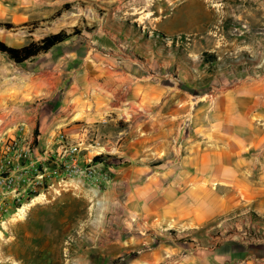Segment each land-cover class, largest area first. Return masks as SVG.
Returning a JSON list of instances; mask_svg holds the SVG:
<instances>
[{"label": "rangeland", "instance_id": "1", "mask_svg": "<svg viewBox=\"0 0 264 264\" xmlns=\"http://www.w3.org/2000/svg\"><path fill=\"white\" fill-rule=\"evenodd\" d=\"M62 31L68 40L22 64L0 51L40 83L37 133L45 113L64 110L63 99L73 106L99 94L107 113L83 129L94 151L102 144L92 136L97 127L118 145L125 137L167 145L161 156L177 167L210 149L213 158L243 162L245 176L214 188H264V0H0V42L20 48ZM56 137L69 159L66 150L82 143L64 130ZM54 168L57 179L66 169ZM56 195L49 204L32 197L24 215L30 199L0 213V264H79L88 201ZM254 217L256 227L236 216L213 229L212 245L264 243V218Z\"/></svg>", "mask_w": 264, "mask_h": 264}, {"label": "crops", "instance_id": "2", "mask_svg": "<svg viewBox=\"0 0 264 264\" xmlns=\"http://www.w3.org/2000/svg\"><path fill=\"white\" fill-rule=\"evenodd\" d=\"M29 74L21 76L19 67L0 57V163L11 140H17L19 155L9 174L1 175L0 169V213L29 199V206L36 205L32 197H44L49 204L53 191L55 197L85 198L87 219L77 229L79 264H264V243L241 241L237 247L230 239L212 245L211 231L236 216L253 227L255 213L264 218V188L220 186L243 183V162L213 158L208 149L177 167L161 156L167 145L140 137H125L118 145L110 130L101 127L92 129V136L102 141L100 151H94L97 145L85 143L83 129L107 113L100 109L99 94L87 101L75 98L73 106L63 99V112L45 113L43 130L37 133L34 104L40 83ZM62 130L81 140L82 164L96 152L98 159L115 166L109 183L103 187L100 178L68 177L64 170L56 178L54 164L68 159L56 137ZM226 169L231 177H223ZM8 176L18 183H9Z\"/></svg>", "mask_w": 264, "mask_h": 264}, {"label": "built area", "instance_id": "3", "mask_svg": "<svg viewBox=\"0 0 264 264\" xmlns=\"http://www.w3.org/2000/svg\"><path fill=\"white\" fill-rule=\"evenodd\" d=\"M81 143L71 146L67 149V153L71 155V158L56 162V165L60 167L61 165L65 166V172H68L70 176H83L84 178L88 179L89 181H97L96 179L100 178L101 184L103 186L111 181V174L115 172V166L113 164H106L105 162H97L94 158H87L86 162L82 164L80 158L78 156L79 153V146ZM17 140H11L5 145V152H9V154L4 155V158L1 159L2 162L0 163L1 175L9 174L11 172L10 169L14 167L13 163L19 155L17 153ZM2 158V157H1ZM8 177L4 179H8ZM65 179V178H64ZM9 183L13 182L12 178L8 179Z\"/></svg>", "mask_w": 264, "mask_h": 264}, {"label": "trees", "instance_id": "4", "mask_svg": "<svg viewBox=\"0 0 264 264\" xmlns=\"http://www.w3.org/2000/svg\"><path fill=\"white\" fill-rule=\"evenodd\" d=\"M69 35L64 31L50 35L38 42H32L24 47H10L0 42V51L5 53L14 63L22 64L41 54L49 52L55 46L69 39Z\"/></svg>", "mask_w": 264, "mask_h": 264}, {"label": "bare ground", "instance_id": "5", "mask_svg": "<svg viewBox=\"0 0 264 264\" xmlns=\"http://www.w3.org/2000/svg\"><path fill=\"white\" fill-rule=\"evenodd\" d=\"M258 127V126H257ZM264 127V126H263ZM259 128V127H258ZM29 205H24L22 208L19 209V214L24 215L26 213V209Z\"/></svg>", "mask_w": 264, "mask_h": 264}]
</instances>
